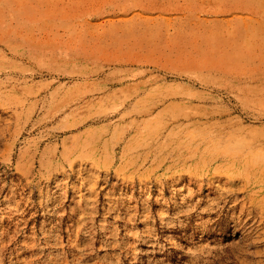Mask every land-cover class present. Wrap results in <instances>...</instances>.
<instances>
[{
	"label": "rangeland",
	"instance_id": "rangeland-1",
	"mask_svg": "<svg viewBox=\"0 0 264 264\" xmlns=\"http://www.w3.org/2000/svg\"><path fill=\"white\" fill-rule=\"evenodd\" d=\"M0 264H264V0H0Z\"/></svg>",
	"mask_w": 264,
	"mask_h": 264
}]
</instances>
